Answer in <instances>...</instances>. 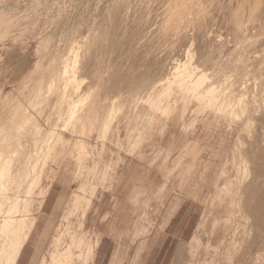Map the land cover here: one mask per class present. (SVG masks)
<instances>
[{"label": "rangeland", "instance_id": "rangeland-1", "mask_svg": "<svg viewBox=\"0 0 264 264\" xmlns=\"http://www.w3.org/2000/svg\"><path fill=\"white\" fill-rule=\"evenodd\" d=\"M42 1H0V164L17 148L20 135L19 157L31 159L28 168L18 170L24 184L19 206L27 201L32 228L17 264H264V72L251 67L259 63L258 55L239 48L243 60L237 58L234 65L252 64L240 68L243 78L236 65H227L226 71L209 54L210 61H202V42L174 44L172 55L182 65L190 63V69L197 66L196 72L210 80L225 81H217L227 96L222 105L186 98L177 80L160 82L164 87H156L150 96L135 73L136 90L109 92L102 87L114 65L108 52L96 57L95 71L83 85L94 86L92 97L80 95L88 87L74 97L85 100L83 121L64 128L61 119L54 124L58 108L32 107L29 101L52 76L48 69L55 55H62L63 45L78 35L80 24L72 19L70 25L72 4L74 10L83 5L84 11L90 0ZM45 5L49 10L44 11ZM219 31L225 39L227 34L228 43H210L231 47L227 31ZM239 43L226 48L232 51ZM186 50L188 57L183 58ZM205 59L213 63L211 69ZM172 62L165 61L168 78L177 75L170 71ZM167 87L166 96L151 106L148 98ZM46 95L61 102L57 94ZM52 125L58 127L52 131L55 140L62 137L69 148L58 142L50 153L45 146L34 153L31 149L42 145ZM19 126L23 131H17ZM30 173L33 177H24ZM28 186L34 188L27 195Z\"/></svg>", "mask_w": 264, "mask_h": 264}, {"label": "bare ground", "instance_id": "bare-ground-1", "mask_svg": "<svg viewBox=\"0 0 264 264\" xmlns=\"http://www.w3.org/2000/svg\"><path fill=\"white\" fill-rule=\"evenodd\" d=\"M47 1L49 0H45V3ZM66 1L64 2L66 3ZM57 2L60 1H56L55 3ZM84 2L82 0V4ZM55 3L52 5L55 6ZM46 5L44 6L45 9L47 7ZM72 5L75 7V4ZM39 6L42 8L41 4H39ZM57 6L62 7L60 4ZM57 6H55L56 9L58 8ZM67 6L70 9L71 5ZM74 7L71 9L74 11V15L72 14L73 12L70 11V14H72L73 17L69 16L68 19L72 17L70 19V25H72L73 20H75V22L77 21L76 25L80 24L79 30H77L78 35L73 37V31L72 38H74V40L71 41L70 39L71 42L65 40L68 43H65L62 47V49L65 50L64 53L60 56L55 55V58L53 59L55 63L53 65L50 64L52 67L48 69V72L51 73L52 76L48 81L42 82V85L40 84L41 87L38 88V90L40 89V92L38 90L33 91V96L35 98H32L29 101V105L32 107H38L41 105L43 107L44 105L47 106L48 104V107L58 108L59 111L57 112V119L54 120V124L57 125V122H59L61 119L64 121L62 126L64 128L70 127V125L73 123H79L80 121H83L85 111L82 108V104L85 101L84 99L89 98V96L92 97V92L90 89L94 87L93 85L84 86L85 88L88 87L85 89L83 85L86 83V79L92 76L91 72L95 71L96 57H105L108 52L114 56V65L111 67V70L110 66L108 67V71L110 70L111 73L109 72L110 76L104 85H102V87L109 92L111 90H122L126 92H133L134 89L136 90V87H134L135 73L140 78H143V80L138 85H142V87L145 86L148 89L150 96L156 87H164V84H161L160 82L169 80V83H173V80H177V89L184 88L183 94L186 98L192 96L195 98V100L198 99L204 101L205 104H212L216 101H221V103L224 102L222 104L224 105V99L227 96L225 97L223 93H220L221 84L218 85V82L222 81L223 83L225 81H223L221 78L210 80L209 77H205L203 73L196 72L197 66L190 69V63H183L182 65L181 61L175 59V57L172 55V52L174 51V44L177 42H202V46L199 49L198 54L199 58L204 61L203 57L206 58V56L209 54L208 56L211 57V60H213L211 62H214V60L219 61L220 66L224 67L226 71L227 67H230L231 69L234 68L238 61L235 65L234 62L237 60V58L238 60L241 59H239V56L242 55V53L247 55L251 54L252 56L258 55L259 58L257 60L259 63L256 58L255 60L257 62H254V59H252L255 64L258 63L259 65L257 64L254 67L252 64H250L247 66L250 67L252 65L251 67L253 68L258 66L260 71L264 72V46L258 45L257 43L262 42L261 44H263L264 42V0H90L84 11L81 10L83 9V5H76V12ZM45 9L44 11L49 10ZM53 11L54 10L52 9L51 12ZM64 11L67 12V10ZM54 12L52 14H54ZM42 13L44 14V12ZM62 13L63 11H61V14ZM55 14H57V12H55ZM68 19H66V22ZM76 28H78V26ZM220 28L227 31L226 33H228L232 38L231 40L229 37V40H231L229 43L232 42L230 43L232 46L233 42H240L232 51L227 50V48L229 49L230 45L229 47L226 45V49L222 47V44H226L223 42L228 43V37L226 34L225 39V33L220 31L218 32ZM74 30L76 33L75 28ZM218 33H221L224 38L220 39L217 37V35H219ZM139 42L142 43L138 44ZM210 42H222V44L217 46L218 44L216 43L215 47L214 44L212 45ZM248 42H256L257 44H248ZM239 48H242V53ZM188 52L189 51L186 50L185 53H182L183 58L188 57ZM247 55H245V57L249 58ZM206 59L209 60L208 57ZM206 59L205 63L208 61ZM166 60H171V62L173 61L171 64H169V66L171 65L170 71L173 70V73H177V75H171V77L168 78L169 72L168 66L165 64ZM241 62L243 63V61ZM242 63L240 64L242 65ZM245 63L243 64L245 65ZM208 64L206 63V65L210 67L208 68L211 69V65L213 63L211 65ZM214 66L215 65H213V67ZM242 66H240V68ZM247 66L244 67L248 69ZM235 67H237V65ZM240 68L237 67L236 70L239 69L238 72L242 71V73H240L241 75L238 73L240 76H242L244 73L242 69L244 68L242 67L241 70ZM76 69H78V71ZM202 69L205 70L204 67ZM252 70L250 72H252ZM209 71L211 72V70ZM231 71L229 69L227 74H229ZM215 73L219 74L221 77H224L220 75V71H216ZM215 73L212 71V74ZM238 74L236 77L239 76ZM224 75L226 74L224 73ZM157 76H162L165 80L161 79L159 82H155L153 78ZM229 76L230 75H228V77ZM240 76L238 78H240ZM247 76H249V73ZM242 77L244 78V76ZM252 78H254V76ZM237 81L238 80L235 81L233 87L237 85ZM246 81L243 82L246 83ZM229 82L231 81L229 80ZM241 84L243 83H239V86ZM171 86L173 85H170L169 87ZM245 86L246 84H244V87ZM81 87L85 89L84 93L82 94H80ZM169 87L165 88V90L163 89L162 94L158 97L148 98V103L151 106H154L156 103H158L162 97L166 96ZM232 88L231 90L234 91ZM242 92L244 91L242 90ZM52 93L57 94L61 102H55L54 99L51 98L47 99L46 94L50 96ZM76 94L83 95L85 98H74ZM231 94L234 95V93ZM62 103L66 104H63L65 107H60L62 106ZM165 103L167 104V102ZM261 107L264 109V102L263 106ZM53 126L54 125L51 126L52 129H50L45 135V139L42 140V145L40 147L39 144L37 146L35 143V147L31 149H35L33 152L45 146L44 148H47L50 153L56 149V143L58 142L62 143V145L65 144L66 149L69 148V143H66L65 139L62 137L58 136L57 140H55V133L52 131H55L58 128V125L56 126L57 128ZM108 126L109 123H105L104 131L108 130ZM18 130L23 131V126H19L17 128V131ZM21 139L22 135H20L18 140L17 148L11 152L7 160L4 159L3 163L0 164V264H17L24 251L25 243L30 237L32 228V223L28 222L30 213L28 214L26 208L27 204L25 203L27 201H22L24 204L23 208L19 206L21 205V199L23 198L21 196L20 190L22 189L23 182L19 181L22 173H20L18 170L21 168L26 169V167L28 168V166L31 165L30 158L19 157L20 155L18 152L20 151L19 148L21 147ZM61 155H63V152L59 153L53 162H57ZM35 167L36 165H32L31 167L33 172L36 170ZM33 175L34 174L30 173L24 175V177H33ZM15 176L18 179H16ZM33 188L34 187L32 186H28L25 194H30ZM24 197V199L27 198L26 196ZM50 256L49 258H51ZM57 259L58 257L53 255L51 261L56 262ZM58 261L59 260H57V263Z\"/></svg>", "mask_w": 264, "mask_h": 264}]
</instances>
